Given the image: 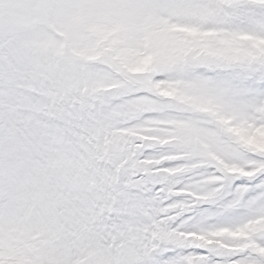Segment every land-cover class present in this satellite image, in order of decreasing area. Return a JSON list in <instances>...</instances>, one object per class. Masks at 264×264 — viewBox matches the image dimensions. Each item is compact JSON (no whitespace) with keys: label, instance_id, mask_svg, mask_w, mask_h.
Returning <instances> with one entry per match:
<instances>
[{"label":"snow or ice","instance_id":"snow-or-ice-1","mask_svg":"<svg viewBox=\"0 0 264 264\" xmlns=\"http://www.w3.org/2000/svg\"><path fill=\"white\" fill-rule=\"evenodd\" d=\"M205 2L127 0L120 6L129 11L114 12L112 0H31L30 30L0 28V210L10 212L12 186L27 190L24 215L0 233L3 264H264V155L225 139L218 150L252 175L215 165L172 174L185 162L167 146L137 139L121 152L107 127L113 110L147 93L97 91L109 83L96 74L100 62L120 69L142 58L153 22L177 23L182 10ZM209 7L220 23L202 31L264 39V2L213 0ZM168 67L171 77L157 74L153 84L195 82L217 102L235 93L248 105V123L264 126V57L236 65L185 58ZM153 118L145 113L123 127H146ZM61 130L81 138L88 159H102L101 174L82 188L51 173L52 137ZM197 185V195L214 196H189ZM40 241L51 243L47 259L38 257Z\"/></svg>","mask_w":264,"mask_h":264},{"label":"rangeland","instance_id":"rangeland-1","mask_svg":"<svg viewBox=\"0 0 264 264\" xmlns=\"http://www.w3.org/2000/svg\"><path fill=\"white\" fill-rule=\"evenodd\" d=\"M30 2L31 0H0V28L7 24L20 33L30 30L33 25L27 19L26 8ZM126 2L127 0H112L114 7L111 10L129 11L120 6ZM212 3L213 0H206L202 6L182 10L177 23L169 24L166 20L153 22L149 27L151 51L142 58L128 62L120 69L110 63L100 62L96 74L109 83L97 91L118 95L147 93L135 101L121 105L107 118L113 143L120 145L121 152L132 141L145 139L153 144L167 146L173 153L172 158L185 162L172 174H191L215 165L229 174L252 175L253 173L245 172L236 163L230 165L228 158L217 147L227 139L240 150L264 155V126L253 127L248 123L251 117L247 115L248 105L242 98L235 93L225 92L217 102L208 99L205 91L195 82L185 81L179 84L166 80L153 84L151 80L157 74L171 77L168 66L185 58H202L219 65H236L245 60L264 57V39L247 34L232 39L214 30H201L205 27L214 29L220 23L218 12L209 7ZM154 63L157 64L155 68ZM92 102L99 103L95 98ZM145 113L154 114L146 127H123ZM237 116L241 117V121L234 123ZM80 139L76 133L62 130L52 137L54 160L51 173L60 177L65 186L72 189L82 188L101 174L97 165L102 159L97 158L95 162L88 159L84 155ZM218 179L219 177H213L204 183L211 184ZM193 189L188 195L194 199H209L214 196V193L197 195L201 190L199 185L193 186ZM3 191L0 185V195ZM9 191L15 200L9 213L0 210V233L14 229L24 215L26 188L22 184L14 185ZM191 238L203 239L195 234H191ZM52 251L49 241L39 242L38 257L47 259Z\"/></svg>","mask_w":264,"mask_h":264}]
</instances>
